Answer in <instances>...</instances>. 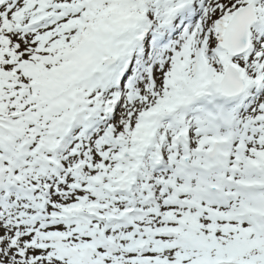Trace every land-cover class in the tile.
<instances>
[{
    "label": "snow or ice",
    "instance_id": "6c2138e0",
    "mask_svg": "<svg viewBox=\"0 0 264 264\" xmlns=\"http://www.w3.org/2000/svg\"><path fill=\"white\" fill-rule=\"evenodd\" d=\"M0 264H264V0H0Z\"/></svg>",
    "mask_w": 264,
    "mask_h": 264
}]
</instances>
